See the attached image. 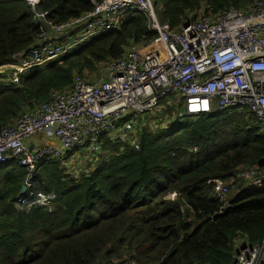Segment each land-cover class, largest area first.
I'll return each mask as SVG.
<instances>
[{
    "label": "trees",
    "instance_id": "trees-1",
    "mask_svg": "<svg viewBox=\"0 0 264 264\" xmlns=\"http://www.w3.org/2000/svg\"><path fill=\"white\" fill-rule=\"evenodd\" d=\"M254 1L156 4L161 20L177 27L201 12L246 9ZM38 8L61 23L93 4L41 0ZM32 17L25 0H0V64L35 46L40 28ZM146 24L142 14L129 15L118 29L26 72L18 85L0 83V130L32 103L69 89L76 74L120 58L130 40L149 42ZM139 118L126 140L115 133L126 118L102 132L88 152L92 166L78 175L58 160L37 163L35 178L57 195L50 208L18 209L25 169L15 160L0 164V264H232L239 238L240 245L264 240V186L235 177L243 167L264 168V130L252 114L231 107L166 125L150 114ZM213 178H234L223 209Z\"/></svg>",
    "mask_w": 264,
    "mask_h": 264
},
{
    "label": "built area",
    "instance_id": "built-area-1",
    "mask_svg": "<svg viewBox=\"0 0 264 264\" xmlns=\"http://www.w3.org/2000/svg\"><path fill=\"white\" fill-rule=\"evenodd\" d=\"M25 1L40 32L34 47L0 66L9 69L7 82L13 86L26 72L118 29L129 15L142 14L153 38L146 43L130 40L120 58L76 74L69 89L32 103L0 130V164L15 160L25 169L26 191L15 202L22 211L50 208L57 198L35 178L40 160H60L81 144L96 150L102 132L124 118L115 131L122 140L144 114L166 125L231 107L252 114L264 130V1L255 0L246 9L201 12L177 27L161 20L156 0H90L93 9L61 23L38 8L41 0ZM36 136L56 139L57 144ZM238 175L248 186H264V168L243 167ZM209 182L223 209L234 178ZM232 264H264V240L238 246Z\"/></svg>",
    "mask_w": 264,
    "mask_h": 264
},
{
    "label": "rangeland",
    "instance_id": "rangeland-1",
    "mask_svg": "<svg viewBox=\"0 0 264 264\" xmlns=\"http://www.w3.org/2000/svg\"><path fill=\"white\" fill-rule=\"evenodd\" d=\"M6 70L9 71L8 68H6ZM171 99H173V98H171ZM178 107H181V106H178ZM121 121L122 120H120L118 122V125ZM124 122H125V120L123 121V123H121L120 126H122L124 124ZM150 122L152 125L155 124V121L153 119H151ZM163 122H165V121H163ZM144 125H146V124H144ZM160 125H162V123H160ZM131 132H133V129L130 131V133ZM31 148H32V146H31ZM95 148L96 147H92V146L87 145V144H81V145L73 148L71 151H69L64 158H62L60 160L57 159V160L59 161V163L61 165H63L65 167L66 172H68L69 174H72V175H78L81 171H87L88 168H90L92 166L93 162H92V160L90 161L91 156L88 154V152L94 151ZM235 177L240 178L238 175V172L235 174ZM234 189H235V186L230 187V191L227 195V199H229L230 197L233 196ZM237 243H238V246H240V244L244 243L243 239L239 238V240H237Z\"/></svg>",
    "mask_w": 264,
    "mask_h": 264
},
{
    "label": "crops",
    "instance_id": "crops-1",
    "mask_svg": "<svg viewBox=\"0 0 264 264\" xmlns=\"http://www.w3.org/2000/svg\"><path fill=\"white\" fill-rule=\"evenodd\" d=\"M7 63H3V64H0V66L2 65H6ZM8 70H6V68H2L0 69V83H4L5 85H12V84H9L7 82V74H8ZM13 86V85H12ZM34 139H37L39 140L40 142H43V143H48V144H57V140L56 139H52V138H45L43 136H36ZM18 208V207H17ZM19 209V208H18ZM21 210V209H20ZM22 211V210H21ZM104 264V263H102Z\"/></svg>",
    "mask_w": 264,
    "mask_h": 264
},
{
    "label": "water",
    "instance_id": "water-1",
    "mask_svg": "<svg viewBox=\"0 0 264 264\" xmlns=\"http://www.w3.org/2000/svg\"><path fill=\"white\" fill-rule=\"evenodd\" d=\"M26 191V187L24 185L21 186L20 194H23ZM167 198H171L170 196H167Z\"/></svg>",
    "mask_w": 264,
    "mask_h": 264
}]
</instances>
